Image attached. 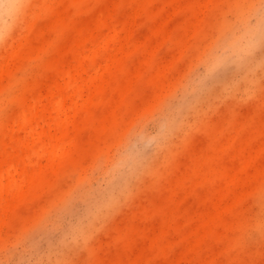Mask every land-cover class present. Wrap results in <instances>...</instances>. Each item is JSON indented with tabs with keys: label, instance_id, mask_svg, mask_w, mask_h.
I'll return each instance as SVG.
<instances>
[{
	"label": "rangeland",
	"instance_id": "1",
	"mask_svg": "<svg viewBox=\"0 0 264 264\" xmlns=\"http://www.w3.org/2000/svg\"><path fill=\"white\" fill-rule=\"evenodd\" d=\"M146 1L27 0L0 33V173L25 181L0 264H264V32L229 48L264 0ZM67 73L62 145L23 167L44 139L14 121L49 130Z\"/></svg>",
	"mask_w": 264,
	"mask_h": 264
},
{
	"label": "bare ground",
	"instance_id": "2",
	"mask_svg": "<svg viewBox=\"0 0 264 264\" xmlns=\"http://www.w3.org/2000/svg\"><path fill=\"white\" fill-rule=\"evenodd\" d=\"M146 1V0H145ZM144 0L141 2H145ZM209 1V0H208ZM141 2L138 3L137 8H140L141 6ZM147 2V1H146ZM141 3V4H140ZM140 4V5H139ZM146 4V3H145ZM208 5V4H207ZM39 7V6H38ZM143 7V6H142ZM0 8H3V5H0ZM21 7L16 8V9H11L12 12V16L13 18H15L14 16L17 15V13L19 12ZM206 8V7H205ZM141 9V8H140ZM142 10V9H141ZM134 11H136V8L134 9ZM138 11V9H137ZM140 11V10H139ZM204 12V11H203ZM39 13V12H38ZM137 13V12H136ZM134 14V13H133ZM136 15V14H135ZM130 16V15H129ZM198 18V17H197ZM132 19V18H130ZM202 19V18H201ZM132 22V21H131ZM34 23V22H33ZM135 23V22H134ZM133 23H131L132 26ZM130 26V25H128ZM135 26V25H134ZM116 29V28H115ZM28 30H30L28 28ZM130 30V28H129ZM113 32V30H112ZM116 32V31H115ZM114 32V33H115ZM127 32V30H126ZM264 32V15L261 17V19L259 20L258 25L254 28V30L249 31V33L247 34L245 41L243 43H236L233 42L229 45V48H231L230 50L234 53V54H241L245 51V49L250 48V47H254L258 41L261 39L262 34ZM112 33V34H114ZM127 33H131L132 32L128 31ZM131 34L129 36V38L131 37ZM124 38V37H123ZM167 38V37H166ZM25 39V37H24ZM122 41V40H121ZM23 42V41H22ZM126 43V42H125ZM124 43V44H125ZM121 44V43H120ZM21 45V44H20ZM18 46V44H17ZM124 48V47H123ZM19 49V46H18ZM100 50V47L98 48ZM16 50V49H15ZM17 51H15V53L12 54V56H14L16 54ZM11 54V53H10ZM9 58V55H7ZM110 60V58H109ZM6 61H9L8 59H6ZM83 62V61H82ZM8 63V62H7ZM3 65V64H2ZM1 65V66H2ZM1 73L7 75L10 71L9 69L6 67H1ZM75 77V74H74ZM70 73L66 74V78L67 82L65 83L64 86H57L58 90H59V94L56 96H53L49 102V108L48 112L50 113H55V116H51L48 119H46V125L49 126V130H44L41 133H37L35 131V129L32 127V121L34 119V114H35V105H31L27 110H24L19 116L18 118L15 119L14 121V125H18L20 130H24L26 133H29V136L32 137L33 139L36 138L35 136L37 135L39 138L44 139V142L42 143V146L37 147L35 142H27V143H21L19 142V149H18V155H20V161H21V165H23V167H26L28 165H32L35 163L34 159L36 158V156H38L39 154V149L41 148V151L46 152V153H56L59 150V146L55 145L53 142H57L59 145L61 144L63 138H64V131L66 130V127L69 124V120H70V111L72 110V108H65V101L67 97H70V95L68 96V93L70 90L74 89V86L72 85V80L74 78ZM75 79V78H74ZM75 81V80H74ZM46 94V93H45ZM76 103V102H75ZM90 106V105H89ZM77 108V107H76ZM69 110V112H68ZM39 111V110H37ZM72 112V111H71ZM76 112V111H75ZM74 112V113H75ZM36 114H38L36 112ZM51 128H55V131H57L59 133L56 134L55 136L52 135L51 133ZM14 129V128H13ZM41 130V129H40ZM54 130V129H53ZM14 131V130H11ZM17 137V135H16ZM32 140V139H31ZM10 144V143H9ZM62 145V144H61ZM67 146V145H66ZM63 148V147H61ZM64 149V148H63ZM57 155V154H56ZM60 156H62L60 154ZM43 158V157H42ZM50 157L48 156V159ZM41 165V164H40ZM39 165V166H40ZM17 165L13 162L10 161L8 163L7 168H5L4 170L1 171L0 173V206L4 205L6 198L11 194V193H15V194H19L21 191H23L22 187H23V182L21 183L17 182V180L14 178V172L17 171ZM32 168V167H31ZM41 168V167H40ZM39 168V169H40ZM25 169V168H24ZM22 171V170H21ZM33 171V170H31ZM35 172V171H34ZM34 172H32V174H34ZM41 172V171H39ZM236 174V173H235ZM19 176V175H18ZM30 176V175H29ZM33 177V176H32ZM18 178V177H17ZM24 180V179H23ZM26 180V179H25ZM28 181V179H27ZM26 181V182H27ZM30 183V182H29ZM26 184V183H25ZM174 187V186H173ZM22 194V192H21ZM20 194V195H21ZM19 195V196H20ZM239 199V197H238ZM237 200V197H236ZM220 201H223V199L221 198ZM239 201V200H238ZM235 203V202H234ZM8 206V205H7ZM13 207V206H12ZM1 210V209H0ZM1 219V218H0ZM6 221V220H5ZM179 261V260H178ZM177 263V262H176ZM181 263V262H180Z\"/></svg>",
	"mask_w": 264,
	"mask_h": 264
},
{
	"label": "clouds",
	"instance_id": "3",
	"mask_svg": "<svg viewBox=\"0 0 264 264\" xmlns=\"http://www.w3.org/2000/svg\"><path fill=\"white\" fill-rule=\"evenodd\" d=\"M27 0H0V33L4 35L10 34L18 25V20L12 16L11 9H16L26 5Z\"/></svg>",
	"mask_w": 264,
	"mask_h": 264
}]
</instances>
